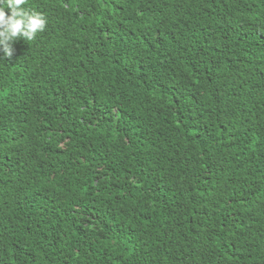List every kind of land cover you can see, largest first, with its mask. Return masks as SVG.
<instances>
[{"label":"trees","instance_id":"trees-1","mask_svg":"<svg viewBox=\"0 0 264 264\" xmlns=\"http://www.w3.org/2000/svg\"><path fill=\"white\" fill-rule=\"evenodd\" d=\"M24 7L47 25L0 48V264H264V0Z\"/></svg>","mask_w":264,"mask_h":264},{"label":"clouds","instance_id":"clouds-1","mask_svg":"<svg viewBox=\"0 0 264 264\" xmlns=\"http://www.w3.org/2000/svg\"><path fill=\"white\" fill-rule=\"evenodd\" d=\"M28 0H0V48L4 58L14 55L13 44L19 40L32 42L47 25L46 17L38 12L27 10ZM5 9L10 12L8 15Z\"/></svg>","mask_w":264,"mask_h":264}]
</instances>
